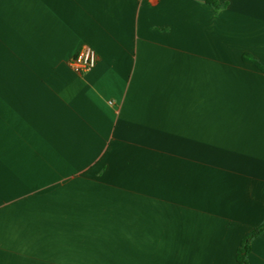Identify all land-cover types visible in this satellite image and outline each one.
I'll return each mask as SVG.
<instances>
[{
    "label": "crops",
    "instance_id": "1",
    "mask_svg": "<svg viewBox=\"0 0 264 264\" xmlns=\"http://www.w3.org/2000/svg\"><path fill=\"white\" fill-rule=\"evenodd\" d=\"M219 2L0 0V264H239L264 222V0Z\"/></svg>",
    "mask_w": 264,
    "mask_h": 264
},
{
    "label": "trees",
    "instance_id": "2",
    "mask_svg": "<svg viewBox=\"0 0 264 264\" xmlns=\"http://www.w3.org/2000/svg\"><path fill=\"white\" fill-rule=\"evenodd\" d=\"M205 2L213 6L216 10H220L225 7V4H221L219 0H205ZM244 60L248 63L254 64L257 68L264 72V67L254 57L245 55ZM262 232H264V222L244 237L237 252V260L239 264H249L248 256L251 251V243Z\"/></svg>",
    "mask_w": 264,
    "mask_h": 264
},
{
    "label": "built area",
    "instance_id": "3",
    "mask_svg": "<svg viewBox=\"0 0 264 264\" xmlns=\"http://www.w3.org/2000/svg\"><path fill=\"white\" fill-rule=\"evenodd\" d=\"M98 62L96 51L89 45H84L77 55L70 61L71 68L79 74L92 71Z\"/></svg>",
    "mask_w": 264,
    "mask_h": 264
}]
</instances>
